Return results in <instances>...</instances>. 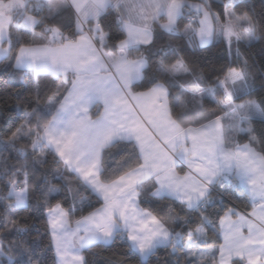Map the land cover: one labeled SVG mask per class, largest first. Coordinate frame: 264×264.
I'll return each mask as SVG.
<instances>
[{
    "label": "snow or ice",
    "instance_id": "1",
    "mask_svg": "<svg viewBox=\"0 0 264 264\" xmlns=\"http://www.w3.org/2000/svg\"><path fill=\"white\" fill-rule=\"evenodd\" d=\"M259 41L264 0H0V264H264Z\"/></svg>",
    "mask_w": 264,
    "mask_h": 264
},
{
    "label": "trees",
    "instance_id": "2",
    "mask_svg": "<svg viewBox=\"0 0 264 264\" xmlns=\"http://www.w3.org/2000/svg\"><path fill=\"white\" fill-rule=\"evenodd\" d=\"M213 5L218 2V0H212ZM257 4V11H259V4L260 0H256ZM262 49H264V41H259L253 44L252 47L243 49L242 51L250 58V63L252 61H255V67L252 69L253 75L255 76V84L256 87L259 88L260 83V77L262 74H264V68H261V61L264 59V52H262ZM202 55L209 56L213 58L217 64H223L227 63L229 60H235V49H233V54L231 57H229L227 48L221 44L212 45L209 47L207 52L201 53ZM15 103L14 100H9L8 104L9 106H13ZM3 105L0 103V108H2ZM12 113H9L11 115ZM258 126V124H257ZM32 221L30 220L29 223ZM116 251H122V249H114ZM93 253H96L95 257L93 256ZM111 254L110 251L103 250L100 248L93 249L92 252L86 253L87 259L89 260L90 264L95 259L97 264H103V259L108 257Z\"/></svg>",
    "mask_w": 264,
    "mask_h": 264
}]
</instances>
